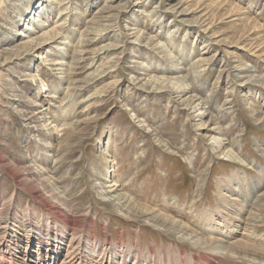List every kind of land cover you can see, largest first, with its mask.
<instances>
[{"label": "rangeland", "instance_id": "obj_1", "mask_svg": "<svg viewBox=\"0 0 264 264\" xmlns=\"http://www.w3.org/2000/svg\"><path fill=\"white\" fill-rule=\"evenodd\" d=\"M58 16L63 37L38 45ZM198 58L206 60L187 79ZM60 59L64 72L53 63ZM182 74L193 104L188 93L144 83ZM263 116L264 0H0V264H77L75 247L93 264L198 255L144 216L119 211L99 183L184 222L210 246L217 237L264 262V222L254 229L241 219L257 193L264 210ZM226 146L234 160L221 153ZM52 168L64 193L42 175ZM223 180L226 195L242 187L229 213ZM54 208L73 224L56 225Z\"/></svg>", "mask_w": 264, "mask_h": 264}, {"label": "bare ground", "instance_id": "obj_2", "mask_svg": "<svg viewBox=\"0 0 264 264\" xmlns=\"http://www.w3.org/2000/svg\"><path fill=\"white\" fill-rule=\"evenodd\" d=\"M45 2L46 1H51V0H44ZM54 1V0H53ZM60 14V13H59ZM61 16V15H60ZM49 17V15H48ZM59 17V16H58ZM62 17V16H61ZM61 17H59L58 20L59 23L57 25H55L54 27L56 29H53V27H51L50 29H48L47 31H45L43 34H41V36L47 34V32L50 34L47 35V38L42 40L43 42H38L37 44L39 45L40 43H44V44H47V43H51V42H56L57 41V38H62L63 36H61L60 34V31L58 28H61L62 26V19ZM98 18V17H97ZM37 21V20H36ZM100 22V21H99ZM33 25L34 27L32 28L33 32H36L35 30H39L41 29L45 24V22H41V24L37 23V24H34L33 22ZM53 29V30H52ZM97 32V31H96ZM101 34V33H100ZM94 35V34H93ZM102 36H100L99 38H101ZM82 41L84 39H81ZM94 41V40H93ZM59 43H65V42H59ZM82 43V42H81ZM159 44V43H157ZM86 45V44H85ZM161 46V45H160ZM101 50V48H100ZM106 50V49H105ZM204 60H206L205 58H198L196 59V65L195 67H192L191 71H190V74H188L189 76L187 77L190 78V76H193L195 75L196 73H198V67L201 66L202 64H204ZM55 65H60L59 68H55V69H61L62 71L61 72H64V68L61 67L65 62H62L61 59L58 60V61H55L53 62ZM177 70H179V68H176ZM185 71V70H184ZM187 74H182L180 76H177V77H164L162 75V77H152L150 79H146L144 81L145 84H148V82H150L151 84H153V86H151L152 88H159L161 90H169L173 93H176L177 95L179 94H182L184 95L185 93H188L189 94V91L192 89V85L190 84V82H187V80H183V77H186ZM182 78L181 81H179L178 79ZM144 79V78H142ZM160 79V80H159ZM260 78L255 76V77H252L251 78H248L244 83H241L240 85H248L249 83L251 84L252 82L254 83L255 81H258ZM156 84V85H155ZM155 85V86H154ZM45 86V85H44ZM43 86V87H44ZM248 87V86H247ZM176 95V96H177ZM187 97H191L192 98V102L191 104H193L197 98L196 95H191L189 94V96ZM195 98V99H194ZM190 100V99H189ZM228 100H226L225 103H227ZM72 105V104H71ZM197 105V104H196ZM68 106V105H67ZM73 107V106H72ZM71 110V107L68 108ZM67 111L69 112L70 110ZM67 113V112H66ZM202 113H204V111L200 110V112L197 114V115H201ZM69 114V113H68ZM215 118L213 117L210 121V123H215ZM263 119H264V116H263ZM69 123L66 122V121H62V123L60 124L61 126H66L68 125ZM73 124V123H72ZM216 124V123H215ZM71 127V126H70ZM205 127V125H200V128L199 129H203ZM211 129L213 131H216V129H218L219 127L217 126H213V127H207V129ZM70 129V128H69ZM217 133H220V131H217ZM223 138L220 136V137H213L211 139V143H213L216 147H220L221 145H223ZM223 148V147H222ZM221 153H225L224 156H227L228 158H233L234 160V156H232V152L230 151V149L227 148H224L222 150ZM55 167V166H54ZM30 169V168H29ZM33 169V168H32ZM31 170V169H30ZM45 173H42V175H44V179H46L47 181L46 182H49L51 183L52 186H54V189L55 190H59L60 192L64 193V189H65V185L64 183L61 182V180L58 178H55L54 177V172H57L56 168H52V169H45L43 170ZM35 173V172H34ZM39 173V172H38ZM37 173V174H38ZM41 173V172H40ZM41 176V175H40ZM41 180V179H40ZM43 180V179H42ZM235 182V177H231L228 182L229 183H232V182ZM222 183H224V180L222 181ZM225 185L226 183H224V185L222 187H220V189H218L219 191V198L222 197V196H226L228 197L226 201L224 200H221V204L223 206V208H221L222 210H225L227 213H229V206H230V201H233V200H236L237 201V198L236 196L238 195V192L241 193L242 192V187L239 185H233L234 189H235V192L234 194H227V192H229V190H226L225 189ZM113 186V187H112ZM112 188H114V186H116L114 189H112L111 191H116L118 190L117 188L120 186V184H117L116 182L112 184ZM238 186V187H236ZM98 187L100 189H103V191H100L101 193L105 194L106 196L109 195V198L108 199H113L114 201H118L119 203L116 202V204L118 205L117 208L119 209V211H124L127 215H129L128 217L130 218H135L137 216V218L139 217H143V220L144 222H146L147 225H150L151 227L155 228V229H159L161 231H164L165 233H170V234H173V235H176L179 240L181 241H185V242H188L189 244L192 245L193 248H197L198 249V255H191L189 258H186V256L184 255L185 253L182 251V252H179L177 256H174L172 257L171 259L168 258L166 259L167 263H171V264H179L178 261L179 260H184L186 261L185 263L183 262V264H226V263H243V262H248V263H251V264H264L263 261L260 260V258L258 259V255H257V251L254 250V249H246L243 251V252H240V251H235L231 246L230 244L228 245V242L226 245L223 244V240L222 239H217V237L215 238V240H217V244L215 246H210L209 245V240H210V237H207V236H202V235H197L195 234V231L194 233L191 232L190 230V233H188V228L187 226L184 224V222L182 223L181 221H179L178 219H175L174 217L172 216H169L168 214H164L162 213V211H159L157 210L156 212H148V209H147V206L146 207H142L144 205L142 204H134L133 203V200L130 199L129 197H125L124 195L123 196H120L117 195V196H112L111 195V192L108 191V190H105L106 187L104 186L103 183H99ZM232 188V187H231ZM224 190V191H223ZM226 190V191H225ZM56 192V191H55ZM121 192V190H120ZM57 193V192H56ZM111 195V196H110ZM114 195V194H113ZM261 196V194H258L257 193V197L254 199V202L252 203V207L250 206L249 209H248V213L247 215L244 217V218H241L243 219L242 222H244L243 224H245L246 226L248 225H253V228L255 229V224H261L264 222V210H262L260 208V206L262 205V201L259 199V197ZM247 197L248 195H244L242 200L246 201L247 200ZM263 197V195H262ZM132 200V201H131ZM134 207H141V211L137 212V213H133L131 210L132 208ZM240 207L242 208V205L241 204H238V208L240 209ZM143 208L146 209V211L143 210ZM140 210V209H138ZM53 212V216H54V219L56 221V225H59V220L62 219L64 220L63 222L67 223L68 224H73L71 222V219L67 214L66 212L64 213L63 210H61L60 208H54L52 210ZM144 212V213H143ZM142 219V218H141ZM246 220V221H245ZM240 221V220H239ZM238 223V222H237ZM263 225V224H261ZM260 225V226H261ZM245 226V228H246ZM72 227V226H71ZM75 229V228H74ZM74 229L72 230V234H71V238H73V236L77 233L74 232ZM191 229V228H190ZM243 229V228H242ZM248 229H251V228H248ZM71 230V229H70ZM253 230V229H252ZM60 232V233H59ZM59 232H56V233H53L55 236L54 238L55 239H58L61 241L62 238L64 237V230H59ZM253 232V231H252ZM251 232V233H252ZM207 233V232H206ZM242 233V232H241ZM250 235V233L248 234ZM247 236V235H246ZM245 236V237H246ZM75 237V236H74ZM81 237V236H80ZM53 238V239H54ZM249 238V237H248ZM106 237L104 236V239L105 240ZM237 239V238H236ZM240 239V238H239ZM119 240V239H118ZM70 241V240H69ZM213 241V239H212ZM240 241V240H239ZM243 241V240H242ZM246 241V240H245ZM219 242V243H218ZM221 242V243H220ZM248 242V241H247ZM243 243V242H242ZM246 243V242H244ZM254 244V243H253ZM241 245V244H240ZM248 246V245H247ZM256 246V245H255ZM260 246V245H259ZM239 247V245H238ZM241 247V246H240ZM254 247V246H253ZM106 248V246L104 247ZM235 248V247H234ZM264 249V248H263ZM74 251L76 252V255L75 258L77 257V264H84V263H88V264H93V261L90 259V258H87V261H86V257L84 255H82L80 253V250L78 247H75ZM194 251V250H193ZM264 253V251L260 250V253L258 254H261V257H262V254ZM71 253L68 252V256L70 255ZM170 257V256H169ZM73 259V258H72ZM46 261V260H45ZM182 263V262H181Z\"/></svg>", "mask_w": 264, "mask_h": 264}]
</instances>
